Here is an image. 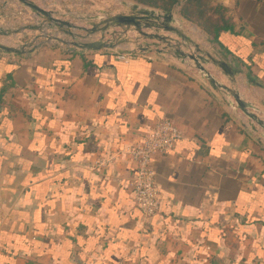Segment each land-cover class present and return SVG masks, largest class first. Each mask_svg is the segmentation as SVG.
Returning <instances> with one entry per match:
<instances>
[{
    "label": "crops",
    "instance_id": "1",
    "mask_svg": "<svg viewBox=\"0 0 264 264\" xmlns=\"http://www.w3.org/2000/svg\"><path fill=\"white\" fill-rule=\"evenodd\" d=\"M211 1L233 33H187L264 119V0ZM126 37L115 52L0 51V264H264L261 134L189 63L132 54L142 40ZM161 120L182 136L154 157L160 212L146 219L127 149Z\"/></svg>",
    "mask_w": 264,
    "mask_h": 264
},
{
    "label": "water",
    "instance_id": "2",
    "mask_svg": "<svg viewBox=\"0 0 264 264\" xmlns=\"http://www.w3.org/2000/svg\"><path fill=\"white\" fill-rule=\"evenodd\" d=\"M8 1L3 2V6L8 5ZM19 3L23 8L29 9L35 16L43 18L45 24L42 27H25L26 29L37 30L40 35L35 37L33 43L28 48L29 52L38 49L41 43L36 44L39 39H46L68 47L70 51H117L119 47L128 42V38L124 37L133 31L137 33L142 42L134 43V49L131 53L137 55L147 53L172 54L182 63H189L192 68L198 71L201 80L210 85V87L220 93L231 107L238 110L248 121L247 127L253 132H259L261 139L264 142V119L261 115L259 107L246 101L242 98L239 90L232 84L236 81V72L226 60H219L211 55L204 54L198 45H195L187 33L186 29L192 31L194 24L185 20L180 10L182 1H178L171 11L164 12L160 9L140 6L139 4L123 3V7L128 11L117 15H97L93 17L79 18L91 24V28L81 27L70 20L66 12H57L53 10H45L39 7L36 3L30 0H12ZM185 2V0H184ZM183 2V3H184ZM55 9V6L50 7ZM192 24V25H191ZM119 29L120 31H116ZM112 30V31H110ZM24 30L18 29L11 31L0 28V37H9L10 35L20 34ZM51 32V33H48ZM64 34L70 41L62 40L56 37L55 34ZM100 34V39L93 40L92 36ZM111 36V39H106V36ZM143 41H152L155 44L144 45ZM163 45L162 49L158 46ZM0 51L8 54H24L26 47L21 49L6 47L0 44ZM213 65L227 78L231 83L226 85L222 83L209 67ZM262 130V133L257 129Z\"/></svg>",
    "mask_w": 264,
    "mask_h": 264
},
{
    "label": "rangeland",
    "instance_id": "3",
    "mask_svg": "<svg viewBox=\"0 0 264 264\" xmlns=\"http://www.w3.org/2000/svg\"><path fill=\"white\" fill-rule=\"evenodd\" d=\"M7 0H0V6H3V2ZM36 3L39 7L45 10H53L57 12H66L65 9L70 10L73 16L70 20L78 26L91 28L92 25L87 23L85 19L97 15H104L106 17L110 15L121 14L122 12L128 11L123 7V3L127 4H139L133 0H30ZM55 6V9H50ZM148 7V6H146ZM64 8V9H63ZM60 10V11H59ZM67 13V12H66ZM69 14V13H67ZM79 18H85L80 20ZM45 24L43 18L35 16L29 9L23 8L19 3L15 1H8V5L5 9L0 11V28L15 31L23 29L24 31L17 35H10L9 37H0V44L6 47L21 49L26 47L28 50L31 43H33L35 37L39 36L40 33L37 30L26 29L25 27H42ZM112 31V30H110ZM189 32L188 30H186ZM192 32L194 33V26H192ZM48 33H51L48 31ZM62 40H67L64 35L55 34ZM100 34L92 36L93 40L100 39ZM106 39H111V36L107 35ZM41 43L38 48L48 45L59 46V43L48 41L46 39H39L36 44ZM153 44V43H151ZM148 45V44H147ZM163 47V45H160ZM257 129L262 133L258 127Z\"/></svg>",
    "mask_w": 264,
    "mask_h": 264
},
{
    "label": "built area",
    "instance_id": "4",
    "mask_svg": "<svg viewBox=\"0 0 264 264\" xmlns=\"http://www.w3.org/2000/svg\"><path fill=\"white\" fill-rule=\"evenodd\" d=\"M179 1H182L183 6L184 0ZM128 57L131 56L117 55L121 61H125ZM181 136V131L172 122L161 120L143 135L139 143L127 149V155L137 170L130 183L133 201L146 219L160 212L161 195L153 168L154 157L169 153Z\"/></svg>",
    "mask_w": 264,
    "mask_h": 264
},
{
    "label": "trees",
    "instance_id": "5",
    "mask_svg": "<svg viewBox=\"0 0 264 264\" xmlns=\"http://www.w3.org/2000/svg\"><path fill=\"white\" fill-rule=\"evenodd\" d=\"M148 7L169 12L178 0H133ZM181 16L195 24L219 44L223 33H233L234 26L228 18V11L221 5H212L211 0H185L180 10Z\"/></svg>",
    "mask_w": 264,
    "mask_h": 264
}]
</instances>
